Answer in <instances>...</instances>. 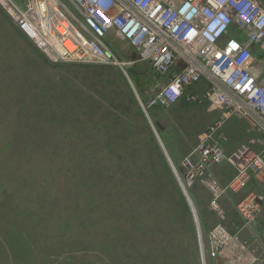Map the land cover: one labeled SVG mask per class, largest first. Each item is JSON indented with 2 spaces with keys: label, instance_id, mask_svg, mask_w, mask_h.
Returning <instances> with one entry per match:
<instances>
[{
  "label": "rangeland",
  "instance_id": "rangeland-1",
  "mask_svg": "<svg viewBox=\"0 0 264 264\" xmlns=\"http://www.w3.org/2000/svg\"><path fill=\"white\" fill-rule=\"evenodd\" d=\"M121 39L128 59L135 49ZM126 70L142 101L119 65L40 48L0 8V264H203L194 214L147 113L179 149L197 144L206 115L226 111L203 94L183 111H145L153 73L144 62ZM176 166L197 206L205 182ZM202 213L234 235L213 258L231 249V264H264V223Z\"/></svg>",
  "mask_w": 264,
  "mask_h": 264
},
{
  "label": "built area",
  "instance_id": "built-area-1",
  "mask_svg": "<svg viewBox=\"0 0 264 264\" xmlns=\"http://www.w3.org/2000/svg\"><path fill=\"white\" fill-rule=\"evenodd\" d=\"M0 8L35 45L63 59L122 69L147 63L155 79L145 109L172 105L183 95L197 100L200 95L186 92L206 81L208 101L248 121L262 134L263 146L255 150L241 143L227 152L224 117L183 157L185 176L205 182L215 213H222L226 192L255 182L258 188L245 192L236 210L249 225L264 217V0H0ZM115 36L135 54L126 59ZM223 161L235 169L226 184L214 173ZM198 227L201 255L217 254L234 241L221 222L205 237Z\"/></svg>",
  "mask_w": 264,
  "mask_h": 264
},
{
  "label": "crops",
  "instance_id": "crops-1",
  "mask_svg": "<svg viewBox=\"0 0 264 264\" xmlns=\"http://www.w3.org/2000/svg\"><path fill=\"white\" fill-rule=\"evenodd\" d=\"M119 39H121V38L119 37ZM121 44L129 47V45L123 39H121ZM149 71H151L153 73V79H155L154 72L150 69V67H149ZM151 77H152V75H151ZM207 89H208V83L206 81H201V82L197 83L196 85H194L192 88H190L188 90V92H186V93H193V94L202 95L205 93V91ZM149 97H150V93H149ZM208 102H210V101H208ZM185 103H186V97L183 95V97H181L175 104H172L171 107H175L174 109H179L180 111H183V108L186 106ZM212 112H213V115L211 117H209V115H206L209 119H207V121H206L205 125H203V127L202 126L200 127V129L196 133L197 137H199V135H201L204 131H206L211 126L210 125L211 123L213 125V122H216V120H218L219 118L222 120V118L227 117L222 128H221V132L228 136V142L225 145V149L227 152H231L234 148H236L241 143H248L255 150H260L262 148L263 136L260 132L249 130L248 125L246 123L242 124L241 121H231L232 118H230V116L223 111H222V113H221V111H218V112L212 111ZM241 125H243V126H241ZM239 129H240L241 137L237 138V136H235L234 134H236ZM168 130L169 129L167 127H165V128L163 127L162 131H160V132H162L161 134H162L163 139L166 143V146L170 152L171 157L173 158L175 163H177V165H179L182 169L181 161H182L183 157L188 152H190L197 144L196 143L195 144L189 143L186 145L185 143H183V145H181L182 147L177 149V147H175V145H173V142L175 144H177V143H176V141H172V139H171L172 136L171 137L169 136ZM163 133H165L166 136H164ZM181 172L185 173V169L183 168V171H181ZM214 173L219 178V180L221 181L222 184H226L233 177V175L235 173V169L233 168V166L231 164L223 161L214 167ZM252 188L257 189L258 185L255 182H252L247 189L240 191L238 193H234V192H230V191L226 192L220 199L221 207L226 211V214L230 213L232 210H236L235 207H236V204H237L239 198L245 192H248ZM209 200H210L209 192H208V197L199 198L197 200V207H198L199 213L201 215L202 221L204 222V228H205L204 233L206 235L208 234L209 228L213 225V222L209 221V219L211 218L212 215H211V213L203 214L202 209H204L205 211H207V209L210 210ZM258 221H259V223H264V217L259 218ZM234 251L235 250L229 249V250H227V252H224L221 254L222 257H219L220 256V254H219L214 258H213V255H215V254L208 252L209 264H231V262H232L231 259H232ZM230 257H231V259H230Z\"/></svg>",
  "mask_w": 264,
  "mask_h": 264
},
{
  "label": "bare ground",
  "instance_id": "bare-ground-1",
  "mask_svg": "<svg viewBox=\"0 0 264 264\" xmlns=\"http://www.w3.org/2000/svg\"><path fill=\"white\" fill-rule=\"evenodd\" d=\"M124 71H125L126 76H127L128 79H129L131 85L133 86V88H134V90H135V92H136L135 94L138 96L139 101H142L141 98H140V95H139V93H138V91H137V89H136L135 83L132 81V79H131V77H130L128 71H127L126 69H124ZM148 119H149L151 125L154 127V134H155V136H156V139H157V141H158L160 147H161L162 150H163V153H164L165 155H166V153H167V155L169 156V157H167V155H166L168 161L170 162V166L172 167V169H174V170L176 171V173H177L178 176L180 177L179 171H178L177 168H176V167H177V166H176V163H175V161L173 160V158H172L171 155H170V152H169V150H168V148H167V146H166V143H165V141H164V139H163L162 134L157 130L156 125L154 126L153 121H152V119L150 118L149 115H148ZM165 152H166V153H165ZM169 158H170V159H169ZM171 164H172V165H171ZM180 178H181V177H180ZM181 180H182V179H181ZM182 182H183V180H182ZM183 185H184L185 190H186V192H187V194H188V196H189V199H190L191 202H192V205H190V204H189V205L191 206V208H192V210H193V214H194V217H195V221H196L197 223H200L199 218H198V216H197V215H198L197 206H196L195 202L193 201V199H192V197H191V195H190L188 189L186 188L184 182H183ZM198 232H200V233L202 232L201 227H199V231H198ZM202 263H203V264H206V260H205L204 254L202 255Z\"/></svg>",
  "mask_w": 264,
  "mask_h": 264
},
{
  "label": "water",
  "instance_id": "water-1",
  "mask_svg": "<svg viewBox=\"0 0 264 264\" xmlns=\"http://www.w3.org/2000/svg\"><path fill=\"white\" fill-rule=\"evenodd\" d=\"M135 91V90H134ZM136 93V92H135ZM152 128H153V130H154V127L152 126ZM166 153V152H165ZM166 155H167V153H166ZM167 157H169L168 155H167ZM170 159V158H169ZM172 165V164H171ZM173 171H174V173H175V176H176V178H177V180H178V182H179V184H180V186H181V189H182V191H183V193L185 194V196L187 197V200H188V203L190 204V205H192V202H191V200L189 199V196H188V194H187V192H186V190H185V187H184V185H183V182H182V180H181V178L178 176V174L176 173V171L173 169ZM189 205V206H190ZM190 208H191V206H190ZM191 211L193 212V210H192V208H191Z\"/></svg>",
  "mask_w": 264,
  "mask_h": 264
},
{
  "label": "clouds",
  "instance_id": "clouds-1",
  "mask_svg": "<svg viewBox=\"0 0 264 264\" xmlns=\"http://www.w3.org/2000/svg\"><path fill=\"white\" fill-rule=\"evenodd\" d=\"M8 17V16H7ZM121 38V37H120ZM128 68V67H127ZM122 69V68H121ZM126 69V68H125ZM123 71H124V69H122ZM125 72V71H124ZM142 104V103H141ZM175 104V103H174ZM144 105L142 104V107H143ZM143 109L145 110V111H147V109H145L144 107H143ZM147 116H148V113H147ZM223 119V118H222ZM224 124V123H223Z\"/></svg>",
  "mask_w": 264,
  "mask_h": 264
}]
</instances>
